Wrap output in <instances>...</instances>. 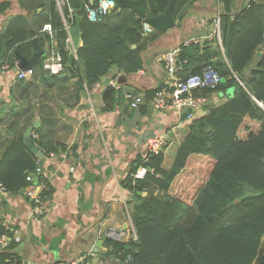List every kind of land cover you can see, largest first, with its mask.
Returning a JSON list of instances; mask_svg holds the SVG:
<instances>
[{"label":"trees","instance_id":"obj_1","mask_svg":"<svg viewBox=\"0 0 264 264\" xmlns=\"http://www.w3.org/2000/svg\"><path fill=\"white\" fill-rule=\"evenodd\" d=\"M87 1L64 0L62 6V17L70 28L75 23L73 14L81 17V46L72 65L77 87H91L113 70L123 74L143 70L141 49L132 48L145 33L143 21L129 8H115L101 22L91 23L84 13ZM132 1L144 17H155L168 4V0ZM193 1L175 0L174 19H181ZM237 1L218 0L221 48L181 45L176 62L183 70L194 63L196 68L189 75L210 65L224 80L216 88L196 90L194 95L209 97L212 93L225 94L229 89L234 94L226 96L220 105H209L187 125L171 127L162 152L137 159L133 171L140 165L149 171L143 180L127 181L134 192L130 218L136 240L131 236L116 239L118 234L113 233L106 240L107 251L101 258L112 256L114 264L254 261L264 235V0H248L239 12L231 14ZM5 7L1 4L0 12ZM50 16L56 51L66 65L68 35L53 4ZM156 35L152 32L147 39L152 41ZM5 38L0 35V52ZM45 39L50 42L48 36ZM42 46V38L27 41L24 36H13L2 65L13 66L15 51L29 56ZM259 48L261 55L257 56ZM157 90L145 92V100L150 102ZM114 93L115 88H106L103 99L107 106ZM31 142L37 143L32 139ZM37 146L45 158L69 148L59 142ZM36 165L37 158L22 136L12 138L0 157V186L8 193L20 192L28 185L26 176L34 173ZM42 183L45 179L40 176L39 185ZM143 191L145 196H141ZM52 194L47 185L40 191L42 206L48 205ZM10 234L0 225V237ZM0 264L21 262L2 250Z\"/></svg>","mask_w":264,"mask_h":264},{"label":"crops","instance_id":"obj_2","mask_svg":"<svg viewBox=\"0 0 264 264\" xmlns=\"http://www.w3.org/2000/svg\"><path fill=\"white\" fill-rule=\"evenodd\" d=\"M247 2L237 1L235 11ZM1 4L6 7L0 12V35L9 40L24 36L27 41L48 36L50 54L56 52L53 34L43 30L50 22L52 4L62 17V7L57 6L56 0H0ZM220 8L218 0L193 1L185 15L175 20V27L163 34L156 32L152 41L147 39L145 49H175L182 19V46L220 47L215 23ZM62 21L67 26L63 17ZM152 32L145 26L146 36ZM67 46L71 52L70 42ZM162 52L150 51L143 59L151 76L170 90L173 80L188 76L196 65L191 63L185 70L177 66L176 72L169 75L161 63ZM15 64L16 60L5 71L0 66V157L7 142L22 136L36 119L41 126L32 131L37 135V143L59 142L69 146L67 152L39 162L41 176L53 190L40 214L27 196V187L15 194L0 188V225L19 238L9 242L4 252L16 256L21 264H67L68 260L90 252L96 240L105 234L106 239L95 254L101 258L107 251L106 240L113 233L121 240L132 236L130 212L134 192L127 181L133 179L137 159L145 156L148 140L166 135L171 127L187 125L202 115L204 107L220 105L227 96L212 93L202 109L181 119V112L152 110L144 93L153 82L144 68L131 74L113 70L88 94L77 87V79L66 70L52 75L36 67L34 74L19 78L13 71ZM118 84L130 85L135 91L121 98L122 88ZM107 87L115 88L108 106L103 99ZM136 96L143 97V101L137 108H130L129 103ZM145 195L143 191L141 196ZM102 259L115 262L112 256Z\"/></svg>","mask_w":264,"mask_h":264},{"label":"built area","instance_id":"obj_3","mask_svg":"<svg viewBox=\"0 0 264 264\" xmlns=\"http://www.w3.org/2000/svg\"><path fill=\"white\" fill-rule=\"evenodd\" d=\"M57 6L60 8L64 5V0H56ZM116 8V4L113 0H88L86 4L84 5V13L86 16V19L91 23H99L101 22L113 9ZM71 13V10H69ZM215 23L218 28V16L215 19ZM67 31L68 38L66 40V43L68 44L70 42L69 40V30L70 27H65ZM43 30L46 31L48 34H52V30L49 24H46L43 27ZM218 32V31H217ZM177 55H178V49H169L167 51L162 52L161 57V63L163 64L164 69L169 75H172L177 70ZM75 60H77L75 55ZM40 72H47L50 74H58L62 71H65V65L62 63V58L56 51L53 54H50L46 56L44 59H42L40 65L38 66ZM9 67L8 65H3L1 67L2 71L7 70ZM35 68L32 70H28L25 73L18 72V77L22 78L27 75L34 74ZM221 82V77L219 73L210 65L204 66L200 73L198 74H191L188 75L185 79H176L173 80V83L171 85L170 90L166 89H158L152 99L150 100V105L152 107V110L155 112H162V111H176V112H184L187 108L191 109V114L187 117L189 118L192 115V112L196 110L202 109L206 104V97L204 96H196L194 95V91L196 90H202V89H214L216 88ZM84 90L89 94L96 90L97 83L94 84L91 87H87L85 84H83ZM253 100L256 102L258 106L263 108V104L261 102H258L253 98ZM143 101V97L136 96L134 97L131 102L129 103L130 108H137L138 105ZM30 139L37 142V135L33 132L30 135ZM167 143V137L165 134H159L156 137L148 140L146 145V154L143 157L146 159V157L151 155H157L160 152H162L164 146ZM33 146L38 150L39 147L37 146V143H32ZM48 157H55L56 154L49 153ZM62 157V155H61ZM40 160L37 159V165L34 170V173L28 174L26 176V181L28 182L27 187V196L33 202V206L35 208V211L37 214L41 213V210L43 206L40 203V200L38 198V194L42 189L46 187V183L38 184L39 183V177L42 175V169L39 165ZM148 169L140 165L136 168V170L133 173V179L135 180H143L148 173ZM38 178V183L35 185L33 183V178ZM39 188L38 192H36V188ZM1 189H3L0 186ZM4 190V189H3ZM133 240H136V236L133 230V234L131 236ZM18 236H10L9 239L6 236L0 237V251L4 250L10 241H18ZM85 256L88 259L89 264H114V262L105 260L102 258H96L95 253L92 251L87 252ZM79 259V258H78ZM75 259L71 261L70 264H76L77 260Z\"/></svg>","mask_w":264,"mask_h":264},{"label":"water","instance_id":"obj_4","mask_svg":"<svg viewBox=\"0 0 264 264\" xmlns=\"http://www.w3.org/2000/svg\"><path fill=\"white\" fill-rule=\"evenodd\" d=\"M116 4V8H129L133 10L137 15L139 20L143 21L145 26L150 29L151 31L157 32L159 34L166 33L167 31L173 29L175 27V19L172 14V9L175 0H168V4L166 8L163 10V12L159 13L155 17H144L142 12L137 8L136 4L132 0H113ZM242 3V2H241ZM241 7L235 12H232L231 14H234L236 12H239ZM220 14H218L219 16ZM75 23L74 25L70 28L69 30V40L70 44L72 47V51H69V57L68 61L65 65V70L67 71L68 75L72 78H76V73L72 68L73 61L75 60V54L77 50L79 49L80 43H81V32H80V21L81 17H79L77 14H73ZM183 19L181 20V27H180V38L178 40V44L175 46L176 48H179L182 45V34H183ZM9 39H4L2 42V48L0 52V66L4 63L5 59V54L7 50V45L9 43ZM43 48L39 50H34L30 53V55L25 58L22 55H20L17 51H15L14 56L16 60V64L13 67L14 72H22L25 73L28 70H32L35 68V66L40 62V60L44 59L46 56L50 55L51 50L49 43L46 39L43 40ZM147 45V36L144 34L142 37L141 42L138 44L134 45L132 48L134 49H141L140 51V56L142 58V63H143V68L146 70L147 74L150 76L153 86L151 89L147 91H153L156 89H165L167 87L166 84L157 82L150 74L147 65L145 63V60L143 59V55L150 52V51H155V52H162V51H167L171 48H152V49H145ZM174 48V47H173ZM257 56L261 55V49L259 48L256 53ZM224 80L221 79V83H223ZM122 88V93H121V98H124L126 95H132L135 91V88L127 85V86H122L121 84H118V88ZM227 96L233 95V92L231 89L227 90L226 92ZM208 106V104H207ZM206 107L203 108L205 111ZM191 114V109L187 108L184 112L181 113V119H186L189 115ZM41 126L39 124V120L36 119L34 122H32L30 125H28L24 132H23V140L24 143L27 145V147L31 150V152L36 156L37 159L41 160L44 158V155L41 151H38L32 144L30 135L32 131L39 129ZM33 183L37 185L38 183V178L34 177L33 178ZM39 188H36V192H38ZM106 239V235L102 234L95 242L94 248H92L93 253H97L101 249V244L104 242ZM71 261L73 260H68L67 264H70ZM76 264H89L87 257L85 254L79 258L76 262ZM252 264H264V235L260 240V245L258 248L257 255L252 262Z\"/></svg>","mask_w":264,"mask_h":264},{"label":"rangeland","instance_id":"obj_5","mask_svg":"<svg viewBox=\"0 0 264 264\" xmlns=\"http://www.w3.org/2000/svg\"><path fill=\"white\" fill-rule=\"evenodd\" d=\"M61 73V72H60ZM60 73H58V75L60 74ZM52 75H57V74H52ZM84 89V88H83ZM12 103H14V102H12ZM14 105H15V103H14Z\"/></svg>","mask_w":264,"mask_h":264}]
</instances>
